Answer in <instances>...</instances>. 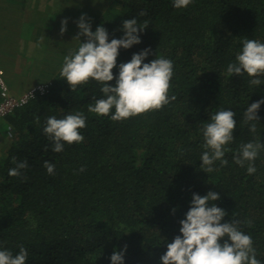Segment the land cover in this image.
<instances>
[{
    "label": "trees",
    "instance_id": "16d2710c",
    "mask_svg": "<svg viewBox=\"0 0 264 264\" xmlns=\"http://www.w3.org/2000/svg\"><path fill=\"white\" fill-rule=\"evenodd\" d=\"M104 1L89 21L93 32L105 27L109 42L123 37L124 20L147 21L141 43L120 49L114 76L119 64L151 49L145 63L155 54L173 62L169 96L176 99L158 111L113 121L87 110L103 97L100 83L71 92L57 70L47 93L0 117L5 130L12 129L0 151V249L15 254L25 247L26 264H111L114 250L126 246L124 264H161L193 194L213 191L228 213L223 222L251 221L241 229L264 264V150L251 175L233 159L242 143H264V104L255 134L244 121L246 108L264 98V77L255 86L246 74L226 71L245 39L264 43V0H192L186 9L174 8L173 0ZM80 42L83 37L75 50ZM220 110L236 113L235 139L227 165L217 161L216 171L205 173L202 128ZM76 112L87 118L80 130L84 142L52 151L43 131L47 117ZM14 159L28 163L19 178L8 175ZM45 161L55 165L54 174Z\"/></svg>",
    "mask_w": 264,
    "mask_h": 264
},
{
    "label": "clouds",
    "instance_id": "9594fccd",
    "mask_svg": "<svg viewBox=\"0 0 264 264\" xmlns=\"http://www.w3.org/2000/svg\"><path fill=\"white\" fill-rule=\"evenodd\" d=\"M192 0H173V7L186 9ZM143 15V13H142ZM61 33L67 30V20L61 22ZM79 33L74 38L80 41L78 49L66 55L60 71V76L67 81L71 92L90 81L102 85L100 91L103 97L88 106V112L97 116H107L113 121H121L135 116L158 111L174 101L176 97L169 96L173 77V62L163 57H156L149 63L145 60L152 55L151 49H144L133 54L131 60L119 64L118 77L113 69L117 67L120 49H130L141 43L140 35L147 29V21L139 24L135 18L123 21V37L113 38L109 42V33L103 25L93 32L91 22L82 15L77 21ZM43 39V37H42ZM227 74L232 76L247 75L250 84L259 86L264 77V43L256 39H245L241 51L236 55L235 62L227 65ZM115 80V86L110 82ZM264 104V98L252 103L246 108L244 121L248 124L250 133L257 131L259 122L258 111ZM236 113L232 110H220L211 116V122L202 128L203 153L202 168L205 173L216 171L217 161L226 166L228 146L234 142L233 133L236 129ZM86 116L82 112L67 114L64 118L49 116L43 131L53 144L52 151L59 153L64 145L79 144L85 137L81 134L86 127ZM264 150V143L254 140L242 143L234 162L240 167L247 165L248 174L256 172L255 161ZM15 167L8 172L10 177L19 178L28 163L13 160ZM44 167L51 175L55 165L45 161ZM84 169L81 168L80 171ZM220 200L217 192L209 191L206 195L193 194L189 210L180 223V235L167 243V251L160 257L161 264H261L257 259L253 239L241 229V224L249 227L251 221L231 219L223 222L228 213L217 206ZM175 212V210H173ZM127 251L114 250L110 257L111 264H124ZM28 251L20 246L17 253L8 249H0V264H26Z\"/></svg>",
    "mask_w": 264,
    "mask_h": 264
},
{
    "label": "rangeland",
    "instance_id": "374dc122",
    "mask_svg": "<svg viewBox=\"0 0 264 264\" xmlns=\"http://www.w3.org/2000/svg\"><path fill=\"white\" fill-rule=\"evenodd\" d=\"M32 8L27 15V26L21 32L20 39H18L14 45V48H8L7 54L2 56L12 58L15 56V51L20 53V62L26 61L27 76H34L36 80L42 81L39 83H51L55 77L57 70L62 68L63 60L69 52L76 49L78 40L74 38L79 33L77 27V21L82 15L90 20L91 15L94 12H99L101 6L105 4L104 0H28ZM0 8L2 6L12 7L11 3L6 4L5 1H0ZM16 4V3H15ZM104 6V5H103ZM27 11V12H28ZM14 14L12 8L8 10L7 14H2L6 18H11ZM31 18V20H30ZM67 20V30L61 33V22ZM12 22H10L11 24ZM40 24L41 27L48 32L57 31L52 33V44H48V35L43 36L44 39L34 40L28 38L29 35L24 33H31L34 28ZM51 34V33H50ZM82 38V37H81ZM24 58V59H23ZM9 61H11L9 59ZM46 80V81H44ZM38 84V83H36ZM5 122L0 118V146L5 145Z\"/></svg>",
    "mask_w": 264,
    "mask_h": 264
},
{
    "label": "crops",
    "instance_id": "0c3cea01",
    "mask_svg": "<svg viewBox=\"0 0 264 264\" xmlns=\"http://www.w3.org/2000/svg\"><path fill=\"white\" fill-rule=\"evenodd\" d=\"M0 1H5L6 4H12V7L2 6L0 8V67L4 70L5 79L9 85L11 93L13 95H20L31 86L42 81L36 80L32 75L27 76L28 66L26 65V61H24V63L20 62L19 52L15 51V56L9 58L11 61H9L7 57L2 56V54H7V49L14 48V45L16 44L15 42L20 39V37H22L21 32L25 29L27 23L29 22L27 21V15L29 14L32 5L29 4L28 0ZM11 8L14 11V14L11 18H5L2 14H7L8 10ZM10 22L12 23L10 24ZM55 31H57V28H55L54 31L48 32L47 30L43 29L40 24H38L31 33H27L26 31L24 34L29 35L28 38H33L34 40L39 38L42 39V37L44 40H46L43 34L48 35L49 38L46 42L48 44H52V33ZM3 149V146H0V151Z\"/></svg>",
    "mask_w": 264,
    "mask_h": 264
},
{
    "label": "built area",
    "instance_id": "2783aa9c",
    "mask_svg": "<svg viewBox=\"0 0 264 264\" xmlns=\"http://www.w3.org/2000/svg\"><path fill=\"white\" fill-rule=\"evenodd\" d=\"M50 86V82L38 83L31 86L20 95H13L10 91L8 83L6 82L4 70L0 67V117H4L12 113L13 110L25 105L36 95L47 93ZM5 133L9 137L11 136L12 129L10 126L6 127Z\"/></svg>",
    "mask_w": 264,
    "mask_h": 264
}]
</instances>
